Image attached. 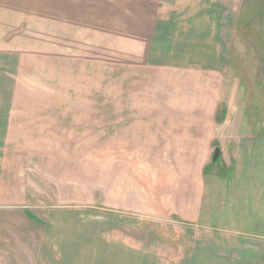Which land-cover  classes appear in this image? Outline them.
I'll return each instance as SVG.
<instances>
[{
	"label": "crops",
	"instance_id": "crops-1",
	"mask_svg": "<svg viewBox=\"0 0 264 264\" xmlns=\"http://www.w3.org/2000/svg\"><path fill=\"white\" fill-rule=\"evenodd\" d=\"M249 2L167 0V11L139 28L131 74L115 77V107L0 106V211L24 208L30 171L54 164L48 151L58 153L59 137L43 139V115L51 124L67 115L68 139L80 140L69 145L80 147L90 145L99 115L100 195L112 196L102 210L167 227L174 264H264V102L259 122H217L236 23Z\"/></svg>",
	"mask_w": 264,
	"mask_h": 264
},
{
	"label": "rangeland",
	"instance_id": "rangeland-1",
	"mask_svg": "<svg viewBox=\"0 0 264 264\" xmlns=\"http://www.w3.org/2000/svg\"><path fill=\"white\" fill-rule=\"evenodd\" d=\"M249 1L230 47L220 125L254 124L263 108L264 0ZM165 11L167 0H0V106L45 113L115 107V77L130 75L140 57L133 50L139 28ZM65 117L51 124V115H43V139L59 137L58 153L48 151L54 164L30 171L24 208L0 211V264H174L176 252L167 259V227L102 210L112 196L100 195V116L92 115L85 147L69 145L80 140L68 139ZM226 137L221 129V149ZM228 170L225 164L218 171Z\"/></svg>",
	"mask_w": 264,
	"mask_h": 264
},
{
	"label": "water",
	"instance_id": "water-1",
	"mask_svg": "<svg viewBox=\"0 0 264 264\" xmlns=\"http://www.w3.org/2000/svg\"><path fill=\"white\" fill-rule=\"evenodd\" d=\"M218 153H219V152L216 151V153H215V155H214V158H213L214 161L217 159Z\"/></svg>",
	"mask_w": 264,
	"mask_h": 264
},
{
	"label": "trees",
	"instance_id": "trees-1",
	"mask_svg": "<svg viewBox=\"0 0 264 264\" xmlns=\"http://www.w3.org/2000/svg\"><path fill=\"white\" fill-rule=\"evenodd\" d=\"M215 153H216V151H215ZM214 155H215V154H214ZM218 157H219V154H218V156H217V159H218ZM213 158H214V157H213ZM217 159H216L215 161L213 160V162H216V161H217Z\"/></svg>",
	"mask_w": 264,
	"mask_h": 264
}]
</instances>
